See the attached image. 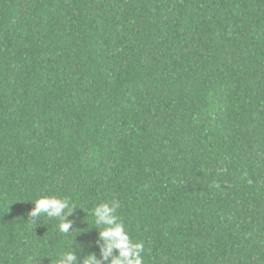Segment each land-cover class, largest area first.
<instances>
[{"label": "trees", "instance_id": "obj_1", "mask_svg": "<svg viewBox=\"0 0 264 264\" xmlns=\"http://www.w3.org/2000/svg\"><path fill=\"white\" fill-rule=\"evenodd\" d=\"M114 200L143 264H264V0H0V264L99 258Z\"/></svg>", "mask_w": 264, "mask_h": 264}, {"label": "clouds", "instance_id": "obj_2", "mask_svg": "<svg viewBox=\"0 0 264 264\" xmlns=\"http://www.w3.org/2000/svg\"><path fill=\"white\" fill-rule=\"evenodd\" d=\"M28 213L37 222L42 216L48 219H58L59 230L62 233H69L72 222L67 220L76 209L67 199L42 196L32 203ZM120 207L118 201L111 203H100L93 210L95 225L103 226L98 231V243L100 257L89 253L82 261L77 260L75 252H65L59 257L58 264H143L144 245L142 242H134L125 230V225L117 215Z\"/></svg>", "mask_w": 264, "mask_h": 264}]
</instances>
